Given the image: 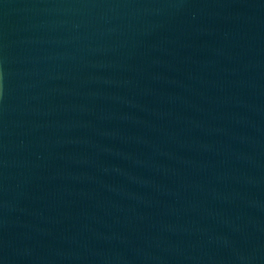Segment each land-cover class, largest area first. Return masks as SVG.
Returning <instances> with one entry per match:
<instances>
[{
    "label": "water",
    "instance_id": "95a60500",
    "mask_svg": "<svg viewBox=\"0 0 264 264\" xmlns=\"http://www.w3.org/2000/svg\"><path fill=\"white\" fill-rule=\"evenodd\" d=\"M0 264H264V0H0Z\"/></svg>",
    "mask_w": 264,
    "mask_h": 264
}]
</instances>
